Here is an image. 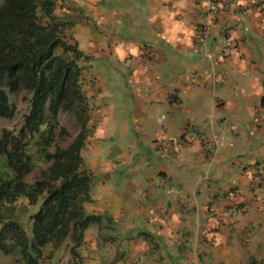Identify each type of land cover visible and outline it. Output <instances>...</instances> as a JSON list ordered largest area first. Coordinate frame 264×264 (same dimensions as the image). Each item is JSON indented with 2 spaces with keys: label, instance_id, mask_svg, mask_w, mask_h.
<instances>
[{
  "label": "crops",
  "instance_id": "crops-1",
  "mask_svg": "<svg viewBox=\"0 0 264 264\" xmlns=\"http://www.w3.org/2000/svg\"><path fill=\"white\" fill-rule=\"evenodd\" d=\"M211 1L217 6L207 19L204 48L215 54L209 59L196 34L207 0H124V39H110L108 50L124 61L121 94L133 99L123 112L135 117L141 140L116 151L119 161L105 155L99 166L97 157L89 164L101 180L92 184L83 213L100 220L83 231V264L86 257L87 264H100L96 251L106 242L114 248L105 264H207L204 248L245 234L257 221L253 215L264 213V0ZM223 39L230 47L221 55ZM88 76L95 124L81 152L86 165L83 151L100 144L96 124L111 105L105 83ZM151 109L153 131L145 127ZM213 139L225 144L214 151ZM118 165L124 171L116 173L120 178L111 174L116 186L109 193L107 173ZM114 224L116 236L106 233Z\"/></svg>",
  "mask_w": 264,
  "mask_h": 264
},
{
  "label": "trees",
  "instance_id": "trees-1",
  "mask_svg": "<svg viewBox=\"0 0 264 264\" xmlns=\"http://www.w3.org/2000/svg\"><path fill=\"white\" fill-rule=\"evenodd\" d=\"M61 3L0 2V117L13 118L12 96L21 91L28 94L19 126L0 129V250L6 254L17 250L19 264H56L57 254L67 246L70 257L62 264H79L76 248L83 231L100 220L99 215L83 213L95 182L81 153L90 108L83 78L89 74L92 55L78 47L73 28L79 18L87 16L82 8L80 13L62 11ZM64 112L74 116L79 129L65 146L51 149L58 116ZM31 147L42 156L45 168L34 165ZM34 167L37 176L27 182L24 177ZM20 196L27 205L41 196L37 210L29 216V234L1 210ZM240 264H264V257Z\"/></svg>",
  "mask_w": 264,
  "mask_h": 264
},
{
  "label": "rangeland",
  "instance_id": "rangeland-1",
  "mask_svg": "<svg viewBox=\"0 0 264 264\" xmlns=\"http://www.w3.org/2000/svg\"><path fill=\"white\" fill-rule=\"evenodd\" d=\"M60 10L65 11H78L80 13V8H82V12L86 14L87 18H79L73 28V37L78 43V47L84 52L87 48H89L92 52L91 59H89V66L87 67L88 73H94L97 76V79L100 82H104L103 84L104 90L106 91L105 95L109 96L110 94V109L109 114L103 115L100 117L101 122H97L96 128L101 132V140L99 145L95 146H87L83 151V156L86 158V163H84V167L88 169L89 164L94 161V158L97 157V165L99 166L101 162L99 159H103L105 155L112 161H116L118 157L115 154L118 150H124V144L128 142L130 139L134 141L135 147L138 144L139 140H141L140 128L137 126L135 121V117L128 114L124 116V109H129L132 107V101L130 98L127 101H124V97L122 96L123 91L121 89V85L124 83V61L118 60L115 57V54L111 51L109 52L108 46L110 44V39L120 37L124 39V0H61ZM140 0H129V2H125L126 4H132L133 2H139ZM1 2V0H0ZM59 9L55 8V12H58ZM77 12V13H78ZM114 12V13H113ZM78 13V14H79ZM113 13V14H112ZM120 21V23L118 22ZM129 31V29H127ZM148 35V33H147ZM146 35V36H147ZM123 77V78H122ZM85 94H90L93 90L91 86V79L88 74L84 75L83 78ZM102 85V84H100ZM122 93V94H121ZM178 97L182 98L183 94L181 91L176 93ZM15 105H16V114L13 118H1L0 117V129H15L20 124L21 115L27 110V98L28 94L25 91H21L16 95L12 96ZM133 99V98H132ZM128 105H127V104ZM111 111H114V114H111ZM159 110L156 111V113ZM153 109L149 111L148 121L145 123V127L149 125L150 130H155L158 125L153 121ZM93 117L88 114L86 127L88 129V134L90 129L94 128ZM152 120L151 123H149ZM164 120L163 123H165ZM58 127L55 130L54 141L52 142L51 149L54 148V145L65 146L71 139L74 137L76 132L79 129V123L76 122L74 116L69 113H61L58 116ZM60 128H63V132H60ZM92 131V130H91ZM129 133V134H128ZM87 134V135H88ZM126 134L129 136L126 138ZM87 139H84V144ZM143 140V139H142ZM146 139L145 142H147ZM89 145V144H88ZM220 146V145H219ZM112 147L111 152H109V148ZM134 150V149H132ZM30 152H33V162L37 167L45 168L46 164L43 163L42 159L34 153L33 147L30 148ZM138 151V149H137ZM108 152L107 154H105ZM150 157L152 153L149 152ZM137 155H132V159L135 161ZM155 158L158 156L155 154ZM119 161V159H118ZM121 162V161H120ZM122 166V168H121ZM118 165L113 168L112 172L107 173V189L109 193L114 192L113 188L116 186L114 178H120L116 173L121 174L124 171L123 165ZM37 167L32 168L26 175L25 180L27 182H31L33 178L37 176ZM89 169H91L89 167ZM94 170V169H93ZM97 172V171H95ZM99 173V172H98ZM115 173L113 177L111 174ZM100 174V173H99ZM106 174V173H105ZM94 175V174H93ZM103 176V174H101ZM95 180H97V185L99 186V181L101 179L100 175H94ZM116 176V177H115ZM99 177V178H98ZM99 179V181H98ZM106 182V181H104ZM112 182V183H111ZM164 192L166 196H171L173 193L169 187H164ZM41 200V196H39L36 202L33 205H27L24 198L22 196L18 197L13 204L10 205H2L1 210L4 215L19 221L23 229L29 234L30 230V218L29 216L33 214L39 205ZM259 213L253 215L254 218L257 217V221L253 219L248 223L245 234L243 235H231L232 239H230L229 243L219 244L213 248L207 246L204 248V257L203 262L207 264H226L233 263L240 264L242 262L248 261L250 258H262L264 257V213L258 211ZM246 217L251 218L249 214L245 215ZM258 218H263L258 221ZM247 219V218H245ZM88 227V226H87ZM120 226L117 224L112 225L110 229L106 230V233L116 236ZM91 230V229H90ZM99 230L101 232H105V230L100 227ZM116 231V232H115ZM117 234V233H116ZM241 236V241L240 237ZM237 238V239H236ZM235 240V242L233 241ZM89 243V242H88ZM90 244V243H89ZM223 246V247H222ZM68 247V246H67ZM67 247L60 253L57 254L56 264H62L69 258ZM114 248V243L106 242L102 243L100 249L97 252V258L101 261L100 264L107 263L110 255L112 254ZM78 252V248H76ZM234 254V255H233ZM237 255H240L239 260L237 259ZM88 256V255H87ZM195 257V256H194ZM236 257V258H235ZM239 257V256H238ZM74 258V257H73ZM114 257L112 262L115 261ZM197 257H195L196 259ZM20 255L17 250L13 253H3L0 250V264H19ZM91 259L85 258V264L89 263ZM111 262V263H112ZM67 263V262H66ZM84 260L80 258V263L83 264ZM41 264H45V262H41ZM48 264V263H47Z\"/></svg>",
  "mask_w": 264,
  "mask_h": 264
},
{
  "label": "built area",
  "instance_id": "built-area-1",
  "mask_svg": "<svg viewBox=\"0 0 264 264\" xmlns=\"http://www.w3.org/2000/svg\"><path fill=\"white\" fill-rule=\"evenodd\" d=\"M216 4L214 2H212L211 0H207V13L206 15H204V21L202 24H200L197 29H196V34H197V39H198V42H199V45L202 46V52L201 54L205 57H208L209 59H212V57L215 55L214 53H211V52H207L204 48L205 46V40L207 38V35H208V25H207V19H208V15L212 12L215 11L216 9ZM205 22V23H204ZM230 47V40L228 39H223V41L221 42V44H219L218 46V50H217V53L223 55L227 52V50L229 49ZM211 118V117H209ZM210 124H211V121H209ZM213 148H214V151L220 146H222L223 144H225V142L223 141H217L216 139H213ZM227 144L230 145L231 144V141H227ZM193 262V260H192Z\"/></svg>",
  "mask_w": 264,
  "mask_h": 264
}]
</instances>
